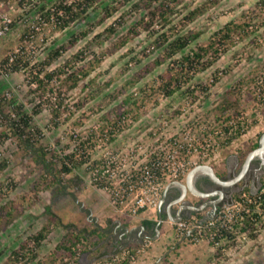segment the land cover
<instances>
[{
    "label": "rangeland",
    "instance_id": "1",
    "mask_svg": "<svg viewBox=\"0 0 264 264\" xmlns=\"http://www.w3.org/2000/svg\"><path fill=\"white\" fill-rule=\"evenodd\" d=\"M65 2L79 1L0 0V13L8 14L12 20L10 31L0 38V98L6 105L3 114L18 120L19 116H10L15 112L7 105L11 100L29 114L34 110L38 112L33 118L40 133L34 140L46 146L47 157H53L54 163L59 165L62 160L69 163L65 156L74 150L73 135L96 138L97 134H109L108 149L123 153L139 142L146 147L157 146L176 136L186 125L196 124L200 128L199 136L204 137L214 125L233 120L235 126L230 125L228 133L214 138L217 148L203 161L222 168L232 163V156H239L242 163L245 153L259 143L264 133V0H179L171 5L174 13L169 16L170 23L161 25L160 21H155L151 30L153 36L137 24L142 18L148 21L144 10L134 6L138 0L104 3L116 8L113 15L106 18L100 9L103 1H100L90 8L88 18L63 28L62 19L50 23L45 11H55L58 4ZM41 6H45V10L39 13ZM195 11L194 19H186ZM230 22L239 26L236 32L225 41L219 36L214 50L204 56L201 63L195 62L191 69L175 63L178 59L175 56L135 82H128L161 52L153 46L154 39L162 32L171 38L199 32L200 37L186 49L190 52L207 45L214 33ZM132 25H137V29L129 34ZM109 27L115 29L114 33L107 31ZM124 37L127 42L119 47ZM62 45L66 49L60 51V56L48 65L39 64ZM15 54L21 55L22 62L19 69L13 71L3 60L9 59L13 66L10 58ZM26 61L30 66H24ZM210 62L213 63L203 70L204 64ZM83 66L93 67V70L76 87L71 89L62 82ZM47 72H52L51 79L45 78ZM170 75L176 80L169 87L175 92L169 96L164 84ZM35 77L42 80L40 89L31 85ZM129 96L136 105L123 104ZM4 115H0V164H5L0 171V207L16 206L22 214L0 233V264H12L10 253L30 234L49 226L51 233L35 251L37 259L30 263L47 264L48 255L66 232L49 223L46 206L64 223H73L78 228L90 230L93 225H100L108 231L110 225L118 224L115 220L119 215L111 210L107 194L90 184V174L84 165L70 175L62 174L67 178H80L74 185L66 183L65 192L41 186L38 199L28 192L42 169L20 147ZM128 117L130 121L120 124ZM33 126L28 127V131H33ZM113 126L115 131L111 132ZM55 156L59 158L54 159ZM95 157L102 158V155ZM2 211L5 213L4 209ZM122 218L128 226L140 224V219ZM168 226L173 230L169 223ZM112 235L105 233L98 244H93L97 236L90 237L88 242L82 240L73 258L59 259L55 264H150L157 258L161 264H264V230L254 241L241 236L228 248L223 244L219 258L214 255L217 249L204 254L186 241L164 259L161 257L165 254L160 255L163 248L160 239L153 243L145 239L129 246ZM144 243L148 247L141 252L139 249ZM127 250L132 257L126 259Z\"/></svg>",
    "mask_w": 264,
    "mask_h": 264
},
{
    "label": "trees",
    "instance_id": "2",
    "mask_svg": "<svg viewBox=\"0 0 264 264\" xmlns=\"http://www.w3.org/2000/svg\"><path fill=\"white\" fill-rule=\"evenodd\" d=\"M78 1V3H60L56 6L57 8L54 12L45 11V14L48 18H50L51 14L58 15L60 10H62L63 16H58V18L63 20L62 26L63 28H65L71 23H74L76 21H83L88 18L90 16L88 12L94 4L103 1L102 4L104 5V3L110 0ZM120 1L121 3H129L133 0ZM178 1L179 0H138V3L136 2L134 6L138 9L140 8L144 10L146 16H148V21L144 22V19L142 18L140 21L137 22V24L141 25L142 28L146 31H150V34H152L153 36L154 31L151 30L157 21H160L161 25L162 22L170 23L169 16L174 13V9L171 5H175V3H177ZM103 5L100 9L104 13V18L113 15L116 8L114 6L112 7L110 4H106L104 6ZM78 8H80L81 11H79ZM97 8L99 9V7ZM44 10L45 6H41V8H39V13H42ZM36 12L38 13V11ZM196 14L197 11L190 12L186 19H194ZM238 28L239 26L235 25L232 22L225 24L222 28H220V30L214 33L213 39H211L207 45L198 46L197 48L192 49L190 52H186V49L192 42H194V40L200 37L199 32H188L186 34L176 36L174 38H171L172 36L168 35L166 32H162L156 37V39H154L155 46H153L154 50H160L161 52L154 60H152L149 64L142 67L137 73H135L132 76L133 78L131 79V81L128 82H135V80H138L139 78L144 77L147 73L151 72L156 66H159L170 59H173L175 56H178L177 61H174L175 63H179L181 66L191 69L192 67H194L195 62L201 63L204 56L210 54L212 49L214 50L217 44L216 39L219 36L221 41H225V39L230 37V35L234 34ZM136 29L137 25H132L129 28L128 33H134ZM107 31H109L110 33H114L115 29L109 27ZM128 38L129 36H127V39ZM127 39L126 37H124L119 42L118 46H123L127 42ZM70 43L73 45V40H71ZM65 49L66 47L62 45L59 48L52 50L48 54V57L45 62H41L39 64H50L51 61L55 60L58 56L61 55L60 51ZM20 57V54H15V59L12 61V63L14 62L13 66L12 64H9V59H4L3 61L5 64L10 65L9 67H12L13 71H16L19 69L18 65L21 64L20 62H22V59ZM211 63L213 62H210V64H204L202 69L204 70V68L209 67ZM24 64L25 67L30 66L27 61L24 62ZM92 70L93 67H80L68 74L64 78V80L62 79V82H64V84H68L69 88L72 89L76 87L79 82L82 81V79L88 77ZM59 73L64 72L62 70H59ZM45 78L51 79L52 72H47L45 74ZM175 80L176 78L170 75L167 77V83L165 82L164 84V86L167 87L166 92L169 96L175 92L174 89L169 88L172 85V82H174ZM33 82L37 83L40 89V87L42 86V80L35 77V80H33ZM113 97L114 96H112V98ZM123 101L124 105H136L137 103L133 102L132 97L130 96L125 98V100ZM15 103V100H11L7 105H9V107L11 106V108H14V114L16 113L15 115L19 116L17 121L11 120L9 118V115L7 116L3 114L5 113L4 108L6 107V105L4 104L2 98H0V115L5 116V118L3 119L6 124H8L7 127L10 128L12 135L18 139L20 147L24 150L26 154L31 155L35 163L39 166V168L42 169V173L39 179L34 181V184L29 187L28 192L34 194L36 199H38V192L41 186L45 189H51L52 187H55L57 192H65V188H67L66 183H71L72 185H74L76 184V180L80 181V178L78 176H76L75 178H67V176H62V174H72L77 168L81 167L84 164V161L73 159V154H67V156H65V159H67L69 163H65V160H62V162L60 161L59 165H57L56 162L54 163L53 157L48 158L46 146L40 141L34 140V136L40 133L39 127L34 123L33 118V114H36L38 112L34 110L33 114H29L28 112L23 111V107L21 105H15ZM225 117H227V120L230 119L229 116ZM33 123L35 124V126H33ZM32 126L34 128L33 131H28L27 128ZM258 147L259 143L257 142L251 147L250 150L245 153L244 159L246 158L249 152L257 149ZM56 158L59 157L55 156L54 159ZM4 167L5 164L3 162L0 164V171ZM261 184L262 186L257 193H252L249 187H246L244 190L241 191V193L232 196V198L242 201L247 200L245 198L251 199V202H246L245 204L247 207V211L242 214L243 219L239 221L238 224L235 225V227L239 230L238 232L240 235H245V237H248L252 241L256 240L260 233L264 230V178L262 179ZM2 209L5 210V213H3ZM45 213L48 215L49 223L52 226H54L55 228L61 227L66 232L62 237L61 241L54 247V250L50 253V255H48L47 264H55L57 260L63 258H73L77 253L78 244L82 240H86V242H88L90 237L97 236L98 240H96L93 244H98L100 242V238L105 235L104 228L100 225H93L94 227L89 230L86 227L78 228V226L73 223H64L58 216V214L52 212L50 206L45 207ZM21 214L22 211L16 206H12L9 209H6V207L4 206H2V208L0 207V233H2L3 228L10 225L13 220ZM194 214L197 215L199 218H202L201 213L194 212ZM108 221L111 220L109 219ZM140 223L145 227V229H151L152 233H154L153 230H155L157 221L143 220L140 221ZM49 233H51L49 226H43L36 233L30 234L19 244L16 249H14L10 253L9 261L12 264L18 262H22L23 264H30L34 262L37 259V252L35 251L41 246L42 242L48 237ZM223 235L224 240H222L221 246L217 247V250L214 254L215 258H219L222 255L221 251L223 247H225V245L226 248H228L229 246H232V243L236 240V234H234L233 232H225L223 230ZM216 240L219 241V238H216ZM222 243L225 245L223 246ZM30 245H32L31 248ZM36 263L39 264L38 261H36Z\"/></svg>",
    "mask_w": 264,
    "mask_h": 264
},
{
    "label": "built area",
    "instance_id": "3",
    "mask_svg": "<svg viewBox=\"0 0 264 264\" xmlns=\"http://www.w3.org/2000/svg\"><path fill=\"white\" fill-rule=\"evenodd\" d=\"M58 16H63L62 10L58 15H50V23L58 21ZM11 22L8 14L0 13V38L10 31ZM14 57L10 60L13 61ZM31 85L37 83L32 81ZM10 116L14 118L16 115L12 112ZM130 120L129 117L123 118L120 124ZM230 125L235 126V121L220 122L211 127L212 131L206 132L204 137L199 136L200 128L196 124L186 125L176 136L157 146L146 147L139 142L130 147L129 152L124 150L123 153L108 149L109 134H97L96 138H79L73 135L72 154L73 159L84 161L83 165L90 174V184L107 194L113 213L136 218L145 212H156L168 183L182 180L192 169L205 165L204 159H208L213 149L217 148L213 144L214 138L228 133ZM113 131L114 126L111 127V132ZM94 155H102V158ZM245 199L247 200L226 198L214 217L206 222H202V218L195 214L177 222L169 221L175 238L186 237L191 244L207 243L217 249L224 240L223 230L236 234V239L245 236L240 235L235 227L243 219L242 214L247 211L246 202H251V199ZM141 247L139 251L142 252L148 244L144 243ZM130 254L127 250L124 258L132 257Z\"/></svg>",
    "mask_w": 264,
    "mask_h": 264
},
{
    "label": "flooded vegetation",
    "instance_id": "4",
    "mask_svg": "<svg viewBox=\"0 0 264 264\" xmlns=\"http://www.w3.org/2000/svg\"><path fill=\"white\" fill-rule=\"evenodd\" d=\"M243 163L244 161L241 163L240 160L237 161V159L233 157L232 163L226 166L227 174L225 176L218 175V174L217 175L219 176V178H221L224 181H232L242 171ZM263 178H264V153H262L260 156H257L255 159L252 160L248 170L245 172L242 179L236 182L235 184H233L232 186L222 187L206 177L197 178L195 182V186L199 189V191L203 193H212L213 196L208 197V198H194V197L189 196L190 193H188L184 199L185 202L183 204L184 205H187V204L194 205L197 207L204 206L205 208H203V211H201L200 213H203L202 215H205L208 211V214H210L209 211L212 210V204L216 203L217 207H219L221 202L224 201L226 198H229L232 195L238 194V192H241L246 187H249L252 193H256L261 187L260 184ZM175 182H182V181L178 180ZM174 188L175 190L169 189L168 194H166L169 200L168 204L176 201L182 194L181 190H179L177 187H174ZM217 191H222L223 195L220 197V195L216 193ZM162 197H163V194H162ZM189 213H190V210L183 208L181 212L183 219H185L186 216L189 215ZM175 215L176 213H174L173 215L174 218H175ZM140 228L141 227H139L136 230L129 231L125 229V226L110 225V228L108 231H107V228H104V232L108 235L114 234L113 236L116 237L117 240L121 241V243L123 244H126V243H129V240L141 241L144 239L145 236H147V234L149 235L152 233L151 229L150 230L145 229L144 231H142Z\"/></svg>",
    "mask_w": 264,
    "mask_h": 264
},
{
    "label": "crops",
    "instance_id": "5",
    "mask_svg": "<svg viewBox=\"0 0 264 264\" xmlns=\"http://www.w3.org/2000/svg\"><path fill=\"white\" fill-rule=\"evenodd\" d=\"M232 157H234L235 159H237V161L239 160V156H232ZM209 166H211L214 169L215 173L218 174V175L225 176L227 174L226 168H222L220 166H217L216 164H209ZM187 176L181 180L182 183H185L186 182ZM199 177H203V176H199ZM168 184H170V183H168ZM167 185L165 186V188L167 187ZM165 188H164V190H165ZM169 189L175 190V188L174 189L173 188H169ZM166 194H168V192ZM166 194H165V197L164 198L163 197L161 198L160 204H159L156 212H154V213L152 212V215H146V212H145L143 215L138 216L136 218L127 217V216L124 217L125 220H131L132 219L133 221H136L138 219H140V221H143V220H154V221H158V219H159V213L162 214V216H163V222H162V224L160 226V233L159 234H156L155 230H153L154 233H151L149 235L147 234V236H145L143 240L146 239L145 241H149L151 243H153L154 241H156L158 239L162 240L163 241L162 242L163 243V246H162L163 248H162V253L160 255L165 254L163 257H161V258H164V259H166L169 256V253L174 252V251L180 249V247L183 244H185L186 241L188 242V240H187L186 237H183V238H175V235H174L173 231L168 226L169 221H172L173 219L177 218V209L179 208L180 204H178V205L175 204L174 205L173 202L168 204V201L169 200H168V197L166 196ZM189 196L194 197V198H197L196 196H193L191 194ZM79 201L81 203H84L83 200H79ZM174 213H176L175 218L173 217ZM192 214H194V212H192V213L190 212L189 215L186 216V218H188ZM201 214H203V213H201ZM206 214H208V211H207ZM203 216L204 215H202V217ZM120 217L121 216H118V218L115 220L116 223H118L116 226H125V229L126 230H129V231L136 230L139 227H141L140 229L142 231L145 230V228L143 226H141L142 225L141 223H140L141 225L139 224V225H136V226H128V225H126L125 222H123L124 221L123 218L120 219ZM163 228H165V229L163 230ZM112 237H113V235H112ZM127 241H128V239H127ZM137 242H139V241L138 240H129V243H126V245L132 246V245H135ZM191 245L197 247L198 251H200L201 253H204V254L211 253L213 251L212 247L209 246L206 243L191 244ZM164 248H165V250H164ZM207 249H209V250H207ZM203 251H205V252H203ZM156 257H158V256H156ZM158 259H160V258H157V260ZM157 260H155L154 262H151L150 264H161V263H158L159 261H157Z\"/></svg>",
    "mask_w": 264,
    "mask_h": 264
},
{
    "label": "water",
    "instance_id": "6",
    "mask_svg": "<svg viewBox=\"0 0 264 264\" xmlns=\"http://www.w3.org/2000/svg\"><path fill=\"white\" fill-rule=\"evenodd\" d=\"M262 153H264V133L261 135L259 139V147L247 154L244 160L243 166H242V171L239 173V175L234 180L224 181L221 178H219V176L215 173L214 169L211 166L201 165L191 170V172L187 176V180L185 183L171 182L170 184H168L163 192V198L165 197V194L168 192L169 188L177 187L182 192L181 196L175 202H173L174 205L180 204V206L177 209V218L173 219L172 221L177 222L183 219V216L181 214L183 208L190 210L191 213L201 212L203 211V208H205L204 206L197 207V206L188 205V204L184 205L183 204L185 202L184 199L188 193H190L193 196H196L197 198H208V197L213 196L212 193L200 192L199 189L195 186V182L199 176L206 177L222 187L232 186L233 184H235L236 182L242 179L243 175L248 170L252 160L255 159L257 156H260ZM216 193H218L220 197L223 195L222 191H217ZM217 208L218 207L216 203L212 204V210L210 211V214H205L201 219L202 222H206L207 220L212 219L217 211ZM162 222H163V216L162 214L159 213V219L155 227L156 234L160 233V226Z\"/></svg>",
    "mask_w": 264,
    "mask_h": 264
},
{
    "label": "clouds",
    "instance_id": "7",
    "mask_svg": "<svg viewBox=\"0 0 264 264\" xmlns=\"http://www.w3.org/2000/svg\"><path fill=\"white\" fill-rule=\"evenodd\" d=\"M205 165H206V164H205ZM208 166H209V165H208ZM261 186H262V184H261ZM260 188H261V187H260ZM260 188H259V190H260ZM259 190H258V191H259ZM258 191H257V192H258ZM257 192H256V193H257ZM232 196H233V195H232ZM232 196H231V197H232ZM222 202H223V201H222Z\"/></svg>",
    "mask_w": 264,
    "mask_h": 264
}]
</instances>
